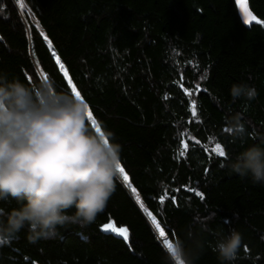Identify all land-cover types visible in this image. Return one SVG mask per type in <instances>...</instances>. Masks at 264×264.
I'll return each instance as SVG.
<instances>
[{
    "label": "trees",
    "instance_id": "obj_1",
    "mask_svg": "<svg viewBox=\"0 0 264 264\" xmlns=\"http://www.w3.org/2000/svg\"><path fill=\"white\" fill-rule=\"evenodd\" d=\"M245 1L249 27L237 0H24L37 25L0 0V72L73 96L75 86L88 128L121 145L128 182L165 231L150 229L116 179L90 226L36 243L22 231L0 245V264H168L161 241L176 238L194 264H221L213 247L231 228L242 243L230 264H264V184L221 167L228 161L213 151L218 142L234 160L264 147V0ZM233 84L256 97L233 100ZM237 113L242 138L224 131ZM110 222L127 228V241L101 231Z\"/></svg>",
    "mask_w": 264,
    "mask_h": 264
},
{
    "label": "clouds",
    "instance_id": "obj_2",
    "mask_svg": "<svg viewBox=\"0 0 264 264\" xmlns=\"http://www.w3.org/2000/svg\"><path fill=\"white\" fill-rule=\"evenodd\" d=\"M230 94L233 100H252L257 93L254 87L233 84ZM87 111L85 102L70 93L43 82L33 87L0 72V245L22 231L30 243L62 240L59 229L87 228L105 209L119 175L121 145L110 132L99 136L90 130ZM241 121L239 113L224 118L233 138L245 133ZM225 161L221 167L264 184V147L250 146L234 160L225 155ZM13 200L15 206H3ZM201 228L207 230V223ZM170 243L163 245L168 264H194L183 240ZM241 243V234L231 228L219 236L213 251L221 264H230Z\"/></svg>",
    "mask_w": 264,
    "mask_h": 264
},
{
    "label": "snow or ice",
    "instance_id": "obj_3",
    "mask_svg": "<svg viewBox=\"0 0 264 264\" xmlns=\"http://www.w3.org/2000/svg\"><path fill=\"white\" fill-rule=\"evenodd\" d=\"M237 3H239L241 8H243V10H244V15L246 17V20H245L246 23L251 21V20H256V17L253 16L252 13L246 7V5L244 3V0H237ZM257 23H260V21H257ZM57 62H59V58H57ZM60 67H61L62 70L64 69V65L63 64H61ZM64 75H65V77L68 76V73H67L66 70L64 71ZM68 83L69 84L72 83L71 79L68 80ZM72 92L75 93V96L78 99L81 98L80 93L76 91L75 86L72 87ZM193 115H195V111H193ZM87 116H88L89 119H91L92 118V113L87 111ZM93 123H95V122L93 121ZM97 131H99L98 128H97ZM224 131L227 132L226 129H224ZM105 142H107V141H105ZM185 147H187V146H185ZM213 151L215 153H217L221 157L226 155L225 151L221 148V145L218 142L216 143V146L213 149ZM117 171L123 177V180L125 182H128L129 177H128L127 174H125L124 168L120 164L117 165ZM132 191L135 192L136 190L132 189ZM137 200H139V197H137ZM162 201H163V198H162ZM141 207H143V205H141ZM149 215L151 216V213H149ZM152 223L155 226L157 232L159 233V237H164L165 236V231H164L163 228H161L160 224L156 221V219L154 217L152 218ZM103 230L104 231H109L110 230L111 232L116 233L118 236H122L125 241H127V239H128V230H127L126 227L116 228L113 224L106 223V224L103 225ZM163 245H167L168 247H171L170 240L164 239L163 240Z\"/></svg>",
    "mask_w": 264,
    "mask_h": 264
},
{
    "label": "rangeland",
    "instance_id": "obj_4",
    "mask_svg": "<svg viewBox=\"0 0 264 264\" xmlns=\"http://www.w3.org/2000/svg\"><path fill=\"white\" fill-rule=\"evenodd\" d=\"M13 3L15 4L16 7L19 8V10L22 12L23 16L25 17L26 20L32 22L34 25H37V22H36V19L34 17V15L32 14V12L29 10L28 6L26 5V3L24 2V0H12ZM96 129V128H95ZM97 130V129H96ZM121 165V164H120ZM119 180V182L122 184V186L124 187V189L126 190L128 196L130 197V199L136 204L137 208L141 211V214L142 216L144 217L146 223L148 224V226L150 227V229L152 231L155 232V234L159 237V233L157 232L155 226L153 225L152 223V218L154 217L152 214L151 216L149 215V211L148 209L142 204V201L140 199V195H139V192L138 190L136 189V187L130 182H125L123 180V177L120 175H118V177L116 178ZM132 189H135L136 191L133 192ZM137 197H139V200H137ZM141 205H143V207H141ZM110 224H113L116 228H120V227H117L114 223H111ZM101 231L104 232V233H109V234H112L114 235L115 237H118V238H121V239H124L122 236H118L116 233H113L111 232L110 230L109 231H104L103 230V226L101 227ZM159 238H162V237H159ZM161 244L163 246V241H161Z\"/></svg>",
    "mask_w": 264,
    "mask_h": 264
},
{
    "label": "water",
    "instance_id": "obj_5",
    "mask_svg": "<svg viewBox=\"0 0 264 264\" xmlns=\"http://www.w3.org/2000/svg\"><path fill=\"white\" fill-rule=\"evenodd\" d=\"M244 3H245V5H246V7L248 8V4H247V2L244 1ZM248 10H249V8H248ZM237 11H238L239 16H240V17L244 20V22H245L246 17H245V15H244V10H243V8H241L240 4L237 6ZM251 22H252V20L249 21V22H247V23L245 22L246 27H249V25L251 24Z\"/></svg>",
    "mask_w": 264,
    "mask_h": 264
},
{
    "label": "bare ground",
    "instance_id": "obj_6",
    "mask_svg": "<svg viewBox=\"0 0 264 264\" xmlns=\"http://www.w3.org/2000/svg\"><path fill=\"white\" fill-rule=\"evenodd\" d=\"M245 1V0H244ZM239 5V3H237L236 2V10H237V6ZM237 13H238V11H237ZM239 15V14H238ZM240 17V16H239ZM241 18V17H240ZM242 19V18H241ZM243 20V19H242ZM243 22H244V20H243ZM244 24H245V22H244Z\"/></svg>",
    "mask_w": 264,
    "mask_h": 264
}]
</instances>
